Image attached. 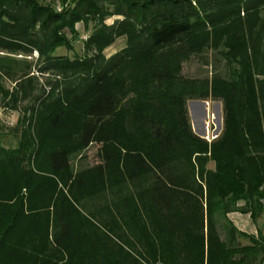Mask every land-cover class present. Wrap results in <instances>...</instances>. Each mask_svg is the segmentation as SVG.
Wrapping results in <instances>:
<instances>
[{
  "label": "trees",
  "instance_id": "16d2710c",
  "mask_svg": "<svg viewBox=\"0 0 264 264\" xmlns=\"http://www.w3.org/2000/svg\"><path fill=\"white\" fill-rule=\"evenodd\" d=\"M77 23L83 54L56 55ZM194 56L209 76L183 75ZM207 99L211 141L187 110ZM0 109L22 112L0 145V264H264L261 229L229 218L264 214V0H0Z\"/></svg>",
  "mask_w": 264,
  "mask_h": 264
},
{
  "label": "rangeland",
  "instance_id": "374dc122",
  "mask_svg": "<svg viewBox=\"0 0 264 264\" xmlns=\"http://www.w3.org/2000/svg\"><path fill=\"white\" fill-rule=\"evenodd\" d=\"M60 5L61 4H57ZM117 16H110L105 20V23L111 24ZM92 23H89L88 27H84L82 23H77L76 28L79 32V37L77 39L72 40V49H66L64 47H60L56 50V55H67L70 58L78 55H82L84 52V41L88 38L92 31ZM125 46V37H119L111 43L108 47L104 49V53L106 56H109L121 48ZM35 57L36 54L34 53ZM30 58V57H27ZM211 67L209 65L204 64L200 61L196 56L191 57L187 61L183 63L182 73L186 77L191 78H203L205 76H209L211 72ZM46 81L45 76H39L40 84H43ZM5 84L10 86L11 83L6 81ZM187 110L190 119V124L193 132L204 138L207 141H211L215 138L222 129V120H223V112H222V103L220 100H189L187 102ZM22 116L21 110L13 111L8 109H0V145L4 147H14L18 141L19 127H18V119ZM97 145H91L88 147L83 153V158L79 159L78 157L73 159V164L75 168H79L80 166L95 164L98 161L97 155ZM214 163L210 162L208 164L209 168H213ZM229 218L234 222V215H229ZM248 223L251 226L250 221ZM240 230L247 231L246 227H240L237 225ZM256 230L261 229L262 233H264V214L257 220L254 224ZM223 234V233H222ZM239 242L241 244L247 243L246 240L240 239Z\"/></svg>",
  "mask_w": 264,
  "mask_h": 264
},
{
  "label": "crops",
  "instance_id": "0c3cea01",
  "mask_svg": "<svg viewBox=\"0 0 264 264\" xmlns=\"http://www.w3.org/2000/svg\"><path fill=\"white\" fill-rule=\"evenodd\" d=\"M231 215H234V218H235L234 224L238 229H240V228L237 225H240V227H246L248 229L247 232L252 233V232L256 231V228H255L254 224L251 222L248 215L237 213V212L231 213ZM248 220L250 221L251 226L248 223Z\"/></svg>",
  "mask_w": 264,
  "mask_h": 264
},
{
  "label": "built area",
  "instance_id": "2783aa9c",
  "mask_svg": "<svg viewBox=\"0 0 264 264\" xmlns=\"http://www.w3.org/2000/svg\"><path fill=\"white\" fill-rule=\"evenodd\" d=\"M57 9H58V11L61 9V7L59 6V5H57Z\"/></svg>",
  "mask_w": 264,
  "mask_h": 264
}]
</instances>
